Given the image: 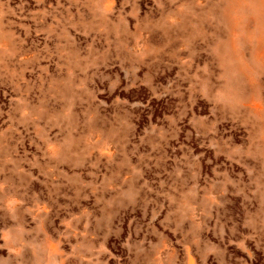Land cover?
<instances>
[{"label": "rangeland", "instance_id": "374dc122", "mask_svg": "<svg viewBox=\"0 0 264 264\" xmlns=\"http://www.w3.org/2000/svg\"><path fill=\"white\" fill-rule=\"evenodd\" d=\"M0 264H264V0H0Z\"/></svg>", "mask_w": 264, "mask_h": 264}]
</instances>
